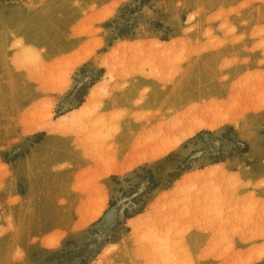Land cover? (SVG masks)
<instances>
[{
	"label": "rangeland",
	"instance_id": "1",
	"mask_svg": "<svg viewBox=\"0 0 264 264\" xmlns=\"http://www.w3.org/2000/svg\"><path fill=\"white\" fill-rule=\"evenodd\" d=\"M0 264H264V0H0Z\"/></svg>",
	"mask_w": 264,
	"mask_h": 264
},
{
	"label": "bare ground",
	"instance_id": "2",
	"mask_svg": "<svg viewBox=\"0 0 264 264\" xmlns=\"http://www.w3.org/2000/svg\"><path fill=\"white\" fill-rule=\"evenodd\" d=\"M110 216H108V219H109Z\"/></svg>",
	"mask_w": 264,
	"mask_h": 264
}]
</instances>
